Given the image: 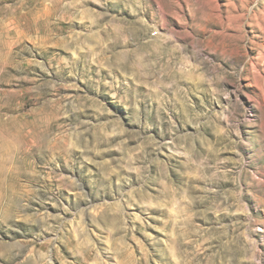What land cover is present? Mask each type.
I'll return each mask as SVG.
<instances>
[{
	"label": "rangeland",
	"instance_id": "obj_1",
	"mask_svg": "<svg viewBox=\"0 0 264 264\" xmlns=\"http://www.w3.org/2000/svg\"><path fill=\"white\" fill-rule=\"evenodd\" d=\"M0 264H264V0H0Z\"/></svg>",
	"mask_w": 264,
	"mask_h": 264
}]
</instances>
